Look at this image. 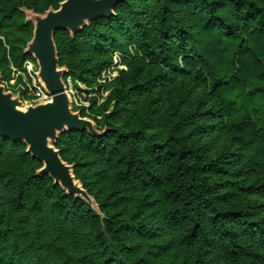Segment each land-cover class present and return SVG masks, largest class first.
Returning a JSON list of instances; mask_svg holds the SVG:
<instances>
[{
  "label": "trees",
  "instance_id": "trees-1",
  "mask_svg": "<svg viewBox=\"0 0 264 264\" xmlns=\"http://www.w3.org/2000/svg\"><path fill=\"white\" fill-rule=\"evenodd\" d=\"M63 1L0 0L3 85L33 61L20 10ZM54 41L64 80L127 67L88 109L104 134L55 143L103 218L0 136V264H264V0H125Z\"/></svg>",
  "mask_w": 264,
  "mask_h": 264
},
{
  "label": "water",
  "instance_id": "water-1",
  "mask_svg": "<svg viewBox=\"0 0 264 264\" xmlns=\"http://www.w3.org/2000/svg\"><path fill=\"white\" fill-rule=\"evenodd\" d=\"M124 1L70 0L68 4L63 1L56 10L50 8L44 14L21 9L25 22L33 26L24 55L31 56L36 63L35 76L50 99L25 106L20 94L7 92L0 85V136L25 144L26 153L42 164L37 177H49L65 194L85 202L101 218L96 201L75 178L73 166L62 160L55 147L64 132L86 130L90 135L102 136L105 129L99 131L92 120L72 110V97L64 81L68 70L59 66L54 33L63 30L74 36L94 20L113 16L116 5Z\"/></svg>",
  "mask_w": 264,
  "mask_h": 264
},
{
  "label": "rangeland",
  "instance_id": "rangeland-1",
  "mask_svg": "<svg viewBox=\"0 0 264 264\" xmlns=\"http://www.w3.org/2000/svg\"><path fill=\"white\" fill-rule=\"evenodd\" d=\"M23 55H24V51H23ZM27 61L33 62L35 69H34V73H32V75H34L37 71L36 63L34 62V60L33 61L27 60ZM11 67L12 66H10V68ZM126 71H127V67L123 61V57H121L119 54H115L113 57L112 65L107 70L102 72V74L98 78V86H96L94 88H87V87L81 85L79 82H73L69 87V90L71 91V95H72V99H73L72 105H71L72 110L74 112L80 111L82 114V110L85 109L86 116L84 118L90 119V116H88V112H89L88 109L90 108L91 101L95 99L97 107L102 105L110 93V90H107L106 88H108L109 85L114 80L119 78V76L121 75V72H126ZM14 73H12L13 77L9 81V83L3 85V83L0 82V85L7 86V87H5V88H8V89H6L7 92H11L13 94H17V93L19 94V90H17V88L19 89L18 85L16 86L17 88H14L15 91H13L12 87H11V86H14L16 84L17 75L21 74L23 81H26L28 83L30 82V78H29L27 70H25V69L23 72H14ZM22 102L24 103L25 106L33 104L31 102V100H29V101H23L22 100Z\"/></svg>",
  "mask_w": 264,
  "mask_h": 264
},
{
  "label": "built area",
  "instance_id": "built-area-1",
  "mask_svg": "<svg viewBox=\"0 0 264 264\" xmlns=\"http://www.w3.org/2000/svg\"><path fill=\"white\" fill-rule=\"evenodd\" d=\"M23 67L25 70H27L29 78H30L29 83L24 81L26 83V87L19 86V88L22 90V93L24 94V96L28 97L27 100H25V101L31 100V102L33 104L34 103L37 104V103L47 102L50 99L49 95L39 85L38 79L36 78L35 74L32 75V73H34V69H35L33 62L26 61L23 65ZM13 71L15 72V69H13ZM64 81H65L66 86H67V93L72 97L71 91L69 90L70 85L73 83L71 77H67Z\"/></svg>",
  "mask_w": 264,
  "mask_h": 264
},
{
  "label": "snow or ice",
  "instance_id": "snow-or-ice-1",
  "mask_svg": "<svg viewBox=\"0 0 264 264\" xmlns=\"http://www.w3.org/2000/svg\"><path fill=\"white\" fill-rule=\"evenodd\" d=\"M65 4H68L70 2V0H64Z\"/></svg>",
  "mask_w": 264,
  "mask_h": 264
}]
</instances>
